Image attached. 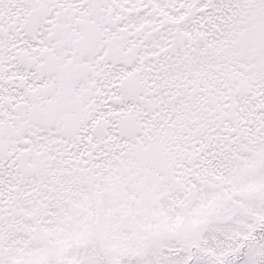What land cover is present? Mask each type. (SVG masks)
<instances>
[{"label":"snow or ice","instance_id":"obj_1","mask_svg":"<svg viewBox=\"0 0 264 264\" xmlns=\"http://www.w3.org/2000/svg\"><path fill=\"white\" fill-rule=\"evenodd\" d=\"M0 264H264V0H0Z\"/></svg>","mask_w":264,"mask_h":264}]
</instances>
